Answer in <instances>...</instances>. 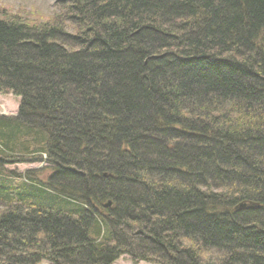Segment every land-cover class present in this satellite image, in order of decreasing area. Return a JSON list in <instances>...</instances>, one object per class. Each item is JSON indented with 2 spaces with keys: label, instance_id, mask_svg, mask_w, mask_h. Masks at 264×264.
<instances>
[{
  "label": "trees",
  "instance_id": "16d2710c",
  "mask_svg": "<svg viewBox=\"0 0 264 264\" xmlns=\"http://www.w3.org/2000/svg\"><path fill=\"white\" fill-rule=\"evenodd\" d=\"M56 6L0 7V264H264V0Z\"/></svg>",
  "mask_w": 264,
  "mask_h": 264
},
{
  "label": "rangeland",
  "instance_id": "374dc122",
  "mask_svg": "<svg viewBox=\"0 0 264 264\" xmlns=\"http://www.w3.org/2000/svg\"><path fill=\"white\" fill-rule=\"evenodd\" d=\"M58 0H0V7L4 6L9 12H20L23 17L30 21L40 22L44 16L51 15L57 9L56 3ZM19 97L13 94L0 93V113L6 115L16 114L19 106ZM4 169L14 171L16 175H22L27 170H35L33 177L40 181L46 179V176L51 172L50 167L46 162H19L10 161L5 164ZM0 206L1 202H0ZM40 264H50L43 260ZM114 264H156L152 262L140 261L134 262L128 255L118 258Z\"/></svg>",
  "mask_w": 264,
  "mask_h": 264
},
{
  "label": "water",
  "instance_id": "95a60500",
  "mask_svg": "<svg viewBox=\"0 0 264 264\" xmlns=\"http://www.w3.org/2000/svg\"><path fill=\"white\" fill-rule=\"evenodd\" d=\"M160 56H162V55H160ZM156 57H158V56H156ZM109 204V203H108ZM241 206H244V205H241Z\"/></svg>",
  "mask_w": 264,
  "mask_h": 264
}]
</instances>
